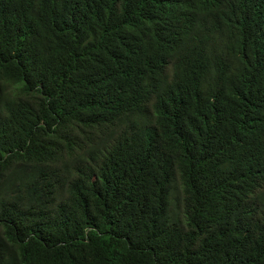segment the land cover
I'll use <instances>...</instances> for the list:
<instances>
[{"label":"trees","instance_id":"1","mask_svg":"<svg viewBox=\"0 0 264 264\" xmlns=\"http://www.w3.org/2000/svg\"><path fill=\"white\" fill-rule=\"evenodd\" d=\"M0 264H264V0H0Z\"/></svg>","mask_w":264,"mask_h":264},{"label":"rangeland","instance_id":"2","mask_svg":"<svg viewBox=\"0 0 264 264\" xmlns=\"http://www.w3.org/2000/svg\"><path fill=\"white\" fill-rule=\"evenodd\" d=\"M149 108V107H148ZM181 187L177 185V188L172 192L171 212L170 215L174 218L182 217V194L180 191Z\"/></svg>","mask_w":264,"mask_h":264}]
</instances>
